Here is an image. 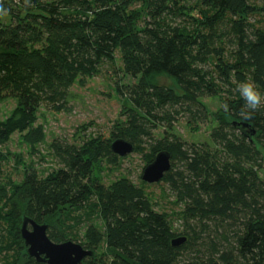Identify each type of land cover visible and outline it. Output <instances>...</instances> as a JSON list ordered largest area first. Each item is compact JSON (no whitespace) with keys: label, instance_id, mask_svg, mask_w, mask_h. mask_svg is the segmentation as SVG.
Masks as SVG:
<instances>
[{"label":"trees","instance_id":"1","mask_svg":"<svg viewBox=\"0 0 264 264\" xmlns=\"http://www.w3.org/2000/svg\"><path fill=\"white\" fill-rule=\"evenodd\" d=\"M257 1L0 0L10 9L0 18V102L17 101L0 120V147L27 131V142L42 143L38 110L68 111L76 81L120 60L135 82L117 86L126 102L112 136L148 149L147 163L171 153L162 182L177 207L158 211L145 181L103 183L102 162L117 166L123 157L101 135L84 144L55 139L59 166L30 167L16 184L4 176L0 151V264H48L27 253L26 217L48 224L53 241L92 250L85 264H264V107L249 116L239 93L249 80L264 92ZM160 74L178 90L155 82ZM206 96H218L222 110L210 138L189 143L174 124L182 114L191 125L207 123ZM181 236L187 241L173 246Z\"/></svg>","mask_w":264,"mask_h":264},{"label":"rangeland","instance_id":"2","mask_svg":"<svg viewBox=\"0 0 264 264\" xmlns=\"http://www.w3.org/2000/svg\"><path fill=\"white\" fill-rule=\"evenodd\" d=\"M264 5V0L257 1ZM139 9V6L136 5ZM154 81L178 90L176 81L165 74L154 77ZM135 79L122 71L120 60L116 64L106 62L100 68L97 75L85 78L84 84L80 81L72 86L70 91L68 111L57 112L46 107L38 110L37 126H42L45 139L42 143L31 145L26 141L25 133H16L11 140L0 147L3 155V170L6 180L11 184L21 183L25 172L30 167H36L40 171H52L59 166L53 154L52 142L57 139L71 143L84 144V140L101 135L104 139H111L112 143L118 139L113 138L123 116L126 99L119 94L118 84L125 86L132 84ZM202 101L208 107L210 120L207 123L191 125L187 122L188 115H179L174 124L173 132L179 134L189 143L203 142L210 138L212 128L216 125V114L222 110V102L218 96H206ZM17 105L13 98L0 102V120L8 118ZM162 134V130L157 135ZM145 149L141 152L133 151L123 157L119 165L111 166L105 161L99 168L100 179L106 185L128 177L137 185L143 181L142 175L148 164ZM158 211H167L170 214L177 209L173 204V196L164 182H158L145 186Z\"/></svg>","mask_w":264,"mask_h":264},{"label":"water","instance_id":"3","mask_svg":"<svg viewBox=\"0 0 264 264\" xmlns=\"http://www.w3.org/2000/svg\"><path fill=\"white\" fill-rule=\"evenodd\" d=\"M235 124L240 125V123ZM240 126L242 129L248 128L245 132L247 136L252 137L256 134V130L248 124L244 123ZM111 147L116 154L122 157L134 151V145L123 138L116 139ZM171 167V153L167 150L159 151L154 159L145 166L142 179L149 184L158 183L162 181ZM48 229L49 225L46 223H39L27 217L24 219L21 236L30 257L48 264H85V259L94 254L92 250L86 249L81 243L73 240L60 243L53 241L48 235ZM186 241L187 237L181 236L175 238L172 244L179 247Z\"/></svg>","mask_w":264,"mask_h":264},{"label":"clouds","instance_id":"4","mask_svg":"<svg viewBox=\"0 0 264 264\" xmlns=\"http://www.w3.org/2000/svg\"><path fill=\"white\" fill-rule=\"evenodd\" d=\"M10 9L0 3V18L6 19L9 17ZM239 93L243 99L245 106L250 111L248 115L251 116L253 112L264 107V92H261L252 81L241 82L239 85Z\"/></svg>","mask_w":264,"mask_h":264}]
</instances>
